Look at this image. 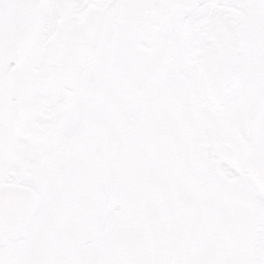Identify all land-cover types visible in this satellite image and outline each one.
Listing matches in <instances>:
<instances>
[{"label":"snow or ice","instance_id":"obj_1","mask_svg":"<svg viewBox=\"0 0 264 264\" xmlns=\"http://www.w3.org/2000/svg\"><path fill=\"white\" fill-rule=\"evenodd\" d=\"M0 264H264V0H0Z\"/></svg>","mask_w":264,"mask_h":264}]
</instances>
